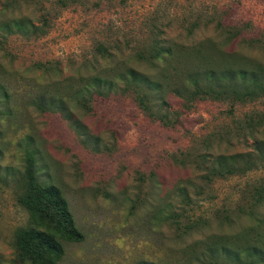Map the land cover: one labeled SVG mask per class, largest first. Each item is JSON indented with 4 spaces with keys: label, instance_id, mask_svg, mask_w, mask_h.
Masks as SVG:
<instances>
[{
    "label": "rangeland",
    "instance_id": "rangeland-1",
    "mask_svg": "<svg viewBox=\"0 0 264 264\" xmlns=\"http://www.w3.org/2000/svg\"><path fill=\"white\" fill-rule=\"evenodd\" d=\"M13 17L36 25L49 17L51 24L44 36L16 33L0 45V84L9 94L0 98V264H16L14 235L29 223L13 179L28 149L36 152L40 181L63 190L84 234L82 242L64 244L58 264H176L190 243L253 224L238 217L264 184V163L244 175H208L216 156L253 152L264 140V122L250 126L264 115V97L185 103L164 92L172 66L153 68L136 54L154 38L177 45L212 40L264 62V0H77L63 10L56 0H0V25ZM218 22L243 32L230 40ZM131 68L162 82V94L120 83L84 108L68 103L70 115L33 105L46 87L66 95L55 81L80 86L82 77ZM197 222L190 237L177 238Z\"/></svg>",
    "mask_w": 264,
    "mask_h": 264
},
{
    "label": "trees",
    "instance_id": "trees-1",
    "mask_svg": "<svg viewBox=\"0 0 264 264\" xmlns=\"http://www.w3.org/2000/svg\"><path fill=\"white\" fill-rule=\"evenodd\" d=\"M76 2L77 0H56V5L63 10ZM6 8L12 9L13 5L7 3ZM50 24L49 17H44L41 25L27 21L26 18H9L0 25V45L16 33L26 38L44 36L48 33ZM216 27L225 32L230 40L239 37L243 32L240 27L228 28L226 31L220 22ZM187 30L192 33L194 27ZM220 46L212 40H204L195 45H177L163 38H154L146 50L136 54V59L139 63L153 68H159L162 62L172 66V82H166L164 92L171 91L176 96L183 97L185 103L193 104L201 98L248 102L264 97V62L243 57L234 51H226ZM167 78L169 77L165 75V79ZM153 81L156 80L135 68L120 72L108 69L101 75L82 77L80 86L75 83L67 86L63 81H55V86L64 85L68 90L66 95H52L49 87H46V91L34 100L33 105L42 112L57 110L70 115L68 103L74 102L77 107L84 108L92 97H105L108 93L104 92V88L108 92H114L120 83L125 85V90L132 86L136 93L147 88L162 94L163 83ZM94 88L96 89L93 90ZM0 98L9 99L3 84H0ZM262 121L264 122V115L255 125L250 122L251 129L256 130ZM254 144L253 152L216 156L208 178L244 175L264 163V140L255 141ZM22 156L23 165L13 168V179L18 187V203L29 214V223L15 232L13 262L58 264L65 255L64 244L80 243L84 240V234L76 225L63 190L56 184L40 181L36 152L28 149ZM11 169L7 167L5 171ZM262 207L264 184L256 187L251 194L249 207L240 208L238 220L243 216L248 217L253 222L251 226L244 227L231 237L214 236L190 243L182 249L184 261L176 264H264V240L261 234L264 231V212L260 211ZM225 217L228 224L232 225L231 217ZM169 220H173V217L167 218ZM178 220L176 218L173 222L175 229L181 231ZM200 225L199 222L186 225L177 238L188 237L189 231L196 230Z\"/></svg>",
    "mask_w": 264,
    "mask_h": 264
}]
</instances>
